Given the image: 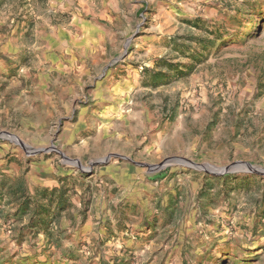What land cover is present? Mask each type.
Segmentation results:
<instances>
[{
  "label": "rangeland",
  "instance_id": "obj_1",
  "mask_svg": "<svg viewBox=\"0 0 264 264\" xmlns=\"http://www.w3.org/2000/svg\"><path fill=\"white\" fill-rule=\"evenodd\" d=\"M235 163L264 168V0H0V264H264Z\"/></svg>",
  "mask_w": 264,
  "mask_h": 264
},
{
  "label": "water",
  "instance_id": "obj_2",
  "mask_svg": "<svg viewBox=\"0 0 264 264\" xmlns=\"http://www.w3.org/2000/svg\"><path fill=\"white\" fill-rule=\"evenodd\" d=\"M7 135H10V134H7ZM13 140H16V138L13 137ZM246 165L249 167V169L242 168L241 167V163H235V164H232V165H229V166H225V167H222V168L213 169V170H211V172L215 173V174H222V173H228V172H231V171H248V172H252V173H255V174H259V175H264V168H262V167H253L250 164H246ZM195 166L198 167V165H195ZM154 168H156V169L160 168V165H159V167L155 166Z\"/></svg>",
  "mask_w": 264,
  "mask_h": 264
},
{
  "label": "bare ground",
  "instance_id": "obj_3",
  "mask_svg": "<svg viewBox=\"0 0 264 264\" xmlns=\"http://www.w3.org/2000/svg\"><path fill=\"white\" fill-rule=\"evenodd\" d=\"M241 167L244 168V169H249V167L247 165H241Z\"/></svg>",
  "mask_w": 264,
  "mask_h": 264
}]
</instances>
